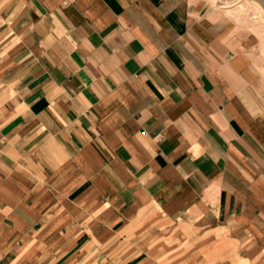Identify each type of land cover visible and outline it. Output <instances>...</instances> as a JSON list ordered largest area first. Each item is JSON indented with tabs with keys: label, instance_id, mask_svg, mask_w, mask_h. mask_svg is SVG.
Wrapping results in <instances>:
<instances>
[{
	"label": "crops",
	"instance_id": "obj_1",
	"mask_svg": "<svg viewBox=\"0 0 264 264\" xmlns=\"http://www.w3.org/2000/svg\"><path fill=\"white\" fill-rule=\"evenodd\" d=\"M239 6L0 0V264H264V22Z\"/></svg>",
	"mask_w": 264,
	"mask_h": 264
},
{
	"label": "rangeland",
	"instance_id": "obj_2",
	"mask_svg": "<svg viewBox=\"0 0 264 264\" xmlns=\"http://www.w3.org/2000/svg\"><path fill=\"white\" fill-rule=\"evenodd\" d=\"M212 4L216 3H224L231 8H235L238 5H242L243 8L239 9L238 11L240 14L241 12L244 13L241 17L250 18V13H256L259 17L260 21L264 22V11L262 10L260 4H258V1L256 0H209ZM255 15V14H254ZM260 15V16H259ZM259 34L262 35V38L264 40V28L257 29ZM263 53H264V43H263Z\"/></svg>",
	"mask_w": 264,
	"mask_h": 264
},
{
	"label": "bare ground",
	"instance_id": "obj_3",
	"mask_svg": "<svg viewBox=\"0 0 264 264\" xmlns=\"http://www.w3.org/2000/svg\"><path fill=\"white\" fill-rule=\"evenodd\" d=\"M239 8H243L242 6H239ZM238 11H240V10H238ZM234 12H236V11H234ZM239 13V12H238ZM237 14V13H236Z\"/></svg>",
	"mask_w": 264,
	"mask_h": 264
}]
</instances>
